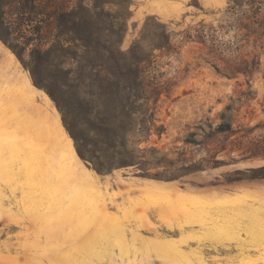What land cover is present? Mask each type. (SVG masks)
I'll list each match as a JSON object with an SVG mask.
<instances>
[{
    "label": "rangeland",
    "instance_id": "rangeland-1",
    "mask_svg": "<svg viewBox=\"0 0 264 264\" xmlns=\"http://www.w3.org/2000/svg\"><path fill=\"white\" fill-rule=\"evenodd\" d=\"M164 29L171 46L152 48ZM135 41L155 57L166 92L119 114L135 122L128 150L148 151L112 168L109 150L100 174L0 40V56L29 76L65 134L50 153L0 129V152L20 164L0 161V264H264V5L134 0L123 50ZM38 75L54 89L45 69ZM82 97L97 105L91 86Z\"/></svg>",
    "mask_w": 264,
    "mask_h": 264
},
{
    "label": "trees",
    "instance_id": "trees-1",
    "mask_svg": "<svg viewBox=\"0 0 264 264\" xmlns=\"http://www.w3.org/2000/svg\"><path fill=\"white\" fill-rule=\"evenodd\" d=\"M229 3L233 8H261L264 0ZM133 5L134 0H0V24L6 27L0 31V40L30 71L33 83L55 101L79 156L100 174L109 172L101 161L109 150L117 154L112 168L133 166L137 154L148 151L128 150L127 133L135 122L120 121L119 114L129 102L135 106L154 99L157 104L166 92V83L154 67L155 57L142 42L123 50ZM169 46L165 29L162 38L151 43L152 48ZM41 69L47 71L54 89L43 85ZM87 86L93 88L97 105L84 101ZM107 102L113 104L111 112ZM149 124L151 135L156 124ZM58 133L65 137L60 126ZM84 142L92 149H85ZM66 146L71 153L69 141Z\"/></svg>",
    "mask_w": 264,
    "mask_h": 264
},
{
    "label": "crops",
    "instance_id": "crops-1",
    "mask_svg": "<svg viewBox=\"0 0 264 264\" xmlns=\"http://www.w3.org/2000/svg\"><path fill=\"white\" fill-rule=\"evenodd\" d=\"M211 6H223L226 0H202ZM0 129L7 132L14 143L25 148V141L39 143L57 152L59 119L48 106L43 95L37 90L25 73L20 74L17 64L9 57L0 56ZM64 134V132H63ZM65 136V134H64ZM17 139V142H15ZM0 161L18 163L8 150L0 152ZM16 167V164H11ZM18 163V167H19Z\"/></svg>",
    "mask_w": 264,
    "mask_h": 264
}]
</instances>
